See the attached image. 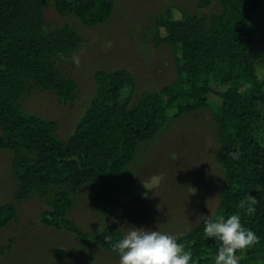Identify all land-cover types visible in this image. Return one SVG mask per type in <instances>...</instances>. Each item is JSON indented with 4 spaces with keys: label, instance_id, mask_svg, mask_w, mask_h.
<instances>
[{
    "label": "trees",
    "instance_id": "16d2710c",
    "mask_svg": "<svg viewBox=\"0 0 264 264\" xmlns=\"http://www.w3.org/2000/svg\"><path fill=\"white\" fill-rule=\"evenodd\" d=\"M46 1L0 0V147L12 153L14 199L46 197L48 207L39 216L43 225L113 252L111 242L124 235L122 230L109 224L93 234L83 231L67 216L73 194L87 185L91 207L107 212L110 190L135 158L137 146L170 118L211 106L225 179L219 214L239 211L242 223L259 237L253 246L237 249V259L263 254L264 260V77L252 46L254 16L262 0H219L221 10L209 19L187 12L175 18L170 10L160 15V40L178 54L176 77L130 104L121 99L133 85L130 72L97 70L94 96L66 140L58 137L55 120L27 113L20 105L29 82L53 91L61 101L76 97V82L61 74L54 59L76 49L80 37L70 24L46 28ZM55 9L94 25L109 18L113 0H55ZM214 83L227 85L217 92L220 104L209 101ZM250 194L257 200L256 211L247 214L237 205ZM15 217L13 203L0 205V228ZM206 219L177 238L189 243L194 264H211L217 252L216 238L204 233ZM7 251L8 246H0V255Z\"/></svg>",
    "mask_w": 264,
    "mask_h": 264
},
{
    "label": "rangeland",
    "instance_id": "374dc122",
    "mask_svg": "<svg viewBox=\"0 0 264 264\" xmlns=\"http://www.w3.org/2000/svg\"><path fill=\"white\" fill-rule=\"evenodd\" d=\"M168 10L175 18L187 12L209 19L221 10V4L219 0H113L107 20L85 25L74 15L59 14L55 0H47L43 7L46 28L70 24L80 37L76 49L54 59L61 74L76 82V97L61 101L53 91L29 82L20 99L22 109L55 120L58 137L66 140L94 96L97 70L130 72L133 85L121 93V99L130 104L159 90L177 74L176 49L160 40L164 29L156 27V19ZM252 46L260 61L258 73L264 77V0L254 16ZM73 54L79 55V65L73 62ZM226 87L214 83L209 101L220 104L217 92ZM212 113L207 106L170 118L152 139L137 146L135 158L110 190L112 205L107 212L91 207L84 185L73 194L68 218L90 234L109 224L117 225L123 234L130 225H143L178 238L203 219L220 217L225 179L217 159V124ZM11 160L12 153L0 147V205L11 202L16 207V217L0 228V246H8L0 264H119L115 252L43 225L39 216L48 207L46 197L31 195L16 201ZM185 245L188 248L189 243ZM248 262L264 264L263 254Z\"/></svg>",
    "mask_w": 264,
    "mask_h": 264
},
{
    "label": "clouds",
    "instance_id": "9594fccd",
    "mask_svg": "<svg viewBox=\"0 0 264 264\" xmlns=\"http://www.w3.org/2000/svg\"><path fill=\"white\" fill-rule=\"evenodd\" d=\"M72 59L79 65V55L73 54ZM256 203V198L250 194L240 199L237 207L252 214L256 211ZM204 233L218 242L214 264H239L236 250L253 246L259 240L256 232L242 223L239 211L227 217L206 219ZM106 239L111 240V237ZM110 246L119 256V264H194L191 249L175 235L158 228L130 225Z\"/></svg>",
    "mask_w": 264,
    "mask_h": 264
},
{
    "label": "crops",
    "instance_id": "0c3cea01",
    "mask_svg": "<svg viewBox=\"0 0 264 264\" xmlns=\"http://www.w3.org/2000/svg\"><path fill=\"white\" fill-rule=\"evenodd\" d=\"M256 255H259V254H254V255H251V256H242V257H240L239 259H238V261H239V264H249V260H251V259H253V257H255ZM261 257V256H260ZM211 264H214V261H213V259H212V261H211Z\"/></svg>",
    "mask_w": 264,
    "mask_h": 264
}]
</instances>
